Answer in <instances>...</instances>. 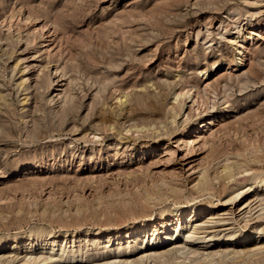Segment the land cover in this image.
<instances>
[{
    "label": "rangeland",
    "instance_id": "374dc122",
    "mask_svg": "<svg viewBox=\"0 0 264 264\" xmlns=\"http://www.w3.org/2000/svg\"><path fill=\"white\" fill-rule=\"evenodd\" d=\"M0 94L2 264L67 231L77 261L41 264H106L97 232L192 204L217 232L190 264H264V205L237 198L264 173V0H0Z\"/></svg>",
    "mask_w": 264,
    "mask_h": 264
},
{
    "label": "bare ground",
    "instance_id": "6f19581e",
    "mask_svg": "<svg viewBox=\"0 0 264 264\" xmlns=\"http://www.w3.org/2000/svg\"><path fill=\"white\" fill-rule=\"evenodd\" d=\"M241 47L242 48L239 49V53L240 55L244 56L243 49L245 46L242 44ZM240 60H242V57ZM22 85L19 87H22ZM38 86H40L39 83H38ZM26 90H28V88ZM182 94L184 93H181V95ZM179 97L180 96L176 95L174 103L178 102ZM5 98L6 97H4V95L0 94V101L6 104L8 102L7 101L8 99L7 98L5 99ZM64 115H66L67 117L68 116L67 112H65ZM130 131L128 130V132ZM231 166L227 165L224 171L225 172L229 171L230 173L231 168H233ZM240 185H241V188H240L241 194L237 193L238 194L237 198L242 197V196L245 197V195L247 194H255L256 197L259 199L258 203L261 204L260 206L264 205V173L254 174L250 178L245 179ZM244 208L250 209L249 211L251 212L253 210L250 204L248 203H246V206ZM213 212H214V204L205 206L202 208L196 206L195 204H192L189 206H179L175 208L168 217L164 218V220L159 226L155 227L152 230L148 229L142 233H138V231L141 228L144 229V227L148 225L147 224L148 222L153 223L152 220L150 221L147 220V221H141V222L134 223L125 229L116 228V229H112L111 231L97 232L96 236H97L99 243H103L106 245V249H105L106 251L102 250L103 254L104 253L109 254L110 252H112V255L114 256V258H112L110 262L106 264H136V263L137 264H147V263L149 264H190V262L187 261L191 259L189 255H191V257H195V256H200V254L198 250L196 249H193L194 251L191 250V252L188 251L190 253L186 251L188 250L187 249V246L189 244L188 240L197 241L198 243H200L203 239H205L204 237L205 235L208 234V236L206 237L208 239L210 238L209 235H213L214 233L217 232L216 230H211V228L207 226L208 224L213 222V219H215L214 216L216 214ZM183 225H186L187 228L186 227L183 228ZM260 233H261L260 229L256 233H254V236L256 237V243H255L254 248L250 249L249 252L254 253V252L264 251V246L261 244V242L258 243V240L260 239V236H261ZM90 235H91V232H88L86 235H82V236L86 240H88ZM33 237L35 238L33 240L32 246L30 247L32 251L28 255L25 254L26 256L22 260L21 259L18 260L19 262L17 264H41L43 262L53 261L55 259H59L60 263H65V260H68L69 262L73 263L74 261H77L80 253L82 252V251L79 252V250L74 251L76 248H74L73 251L67 250V247H69V244L72 241L77 240V238L79 237V235L74 231L73 232L67 231L63 234V236L52 233V234L38 235V236H33ZM121 238H123V240ZM180 238H181V241L185 238L187 240L185 239L184 241H182L183 243L182 246L179 249H177L175 252L173 253L167 252L168 248H171L174 246L177 247L176 244L179 243ZM21 239L22 238H15L14 240L12 239L10 243L1 246L0 249L2 251H5V252L9 251V252H6L2 257H5L7 255L11 256L12 252L10 251L14 249L15 245L22 242ZM60 239H62L61 241L62 243H64L63 245H65V249L63 247L59 249L61 245ZM205 241L206 240H204L203 242ZM123 243H127L128 246H126L125 248H122L121 245ZM115 245H118V247L115 248L114 247ZM72 246L70 245V247ZM245 250H236V249L229 250V248H227L226 250H222V251H212L211 253L209 252V254H206V255H204L205 254L204 253L200 259H203L204 261H208L207 264H212L211 262L214 260V258H219L221 260L220 262H223L229 257H231L232 259V258H238L240 255H245V253L247 252V249ZM122 254H123V257H121ZM127 254L130 256H126ZM13 258L10 259L7 263L17 261ZM202 263H205V262H202ZM0 264H2L1 261H0Z\"/></svg>",
    "mask_w": 264,
    "mask_h": 264
}]
</instances>
